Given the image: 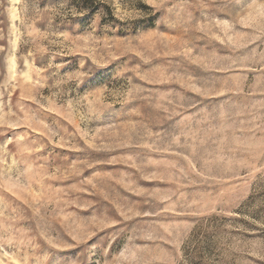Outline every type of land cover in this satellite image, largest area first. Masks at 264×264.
I'll return each instance as SVG.
<instances>
[{
	"label": "rangeland",
	"instance_id": "374dc122",
	"mask_svg": "<svg viewBox=\"0 0 264 264\" xmlns=\"http://www.w3.org/2000/svg\"><path fill=\"white\" fill-rule=\"evenodd\" d=\"M0 264H264V0H0Z\"/></svg>",
	"mask_w": 264,
	"mask_h": 264
}]
</instances>
